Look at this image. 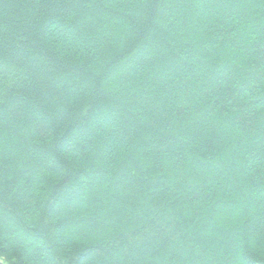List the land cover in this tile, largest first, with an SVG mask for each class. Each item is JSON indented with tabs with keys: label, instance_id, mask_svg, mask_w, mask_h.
<instances>
[{
	"label": "trees",
	"instance_id": "obj_1",
	"mask_svg": "<svg viewBox=\"0 0 264 264\" xmlns=\"http://www.w3.org/2000/svg\"><path fill=\"white\" fill-rule=\"evenodd\" d=\"M0 260L264 264V0H0Z\"/></svg>",
	"mask_w": 264,
	"mask_h": 264
},
{
	"label": "water",
	"instance_id": "obj_2",
	"mask_svg": "<svg viewBox=\"0 0 264 264\" xmlns=\"http://www.w3.org/2000/svg\"><path fill=\"white\" fill-rule=\"evenodd\" d=\"M0 264H6V263H4L2 260H0Z\"/></svg>",
	"mask_w": 264,
	"mask_h": 264
}]
</instances>
